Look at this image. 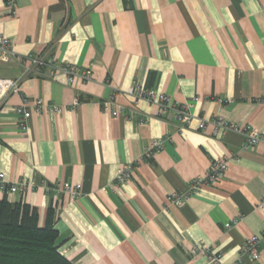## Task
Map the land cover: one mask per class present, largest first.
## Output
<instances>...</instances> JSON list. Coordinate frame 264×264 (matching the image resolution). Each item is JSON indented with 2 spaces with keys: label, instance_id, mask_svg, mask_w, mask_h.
Segmentation results:
<instances>
[{
  "label": "crops",
  "instance_id": "0c3cea01",
  "mask_svg": "<svg viewBox=\"0 0 264 264\" xmlns=\"http://www.w3.org/2000/svg\"><path fill=\"white\" fill-rule=\"evenodd\" d=\"M15 10L10 17L0 0V35L12 53L0 79L17 83L0 99V172L28 187L6 200L34 208L39 227L52 210L55 244L71 264H209L190 255L193 244L219 253L221 264H264L256 210L264 201V0H16ZM31 58L91 68L94 78L69 85ZM132 84L194 116L250 126L262 141L245 150L240 134L201 132L196 120L179 130L171 115L156 118L153 105L128 96ZM23 100L61 111L20 126L14 107ZM159 138L163 148L142 158ZM221 158L216 184L181 206L168 202ZM126 165L130 180L113 187ZM63 183L80 184L81 195L56 192ZM250 236L259 238L255 260L241 251Z\"/></svg>",
  "mask_w": 264,
  "mask_h": 264
},
{
  "label": "built area",
  "instance_id": "2783aa9c",
  "mask_svg": "<svg viewBox=\"0 0 264 264\" xmlns=\"http://www.w3.org/2000/svg\"><path fill=\"white\" fill-rule=\"evenodd\" d=\"M6 8L9 10V16L14 17L16 15L15 3L16 0H3ZM11 53L10 41L0 35V62L5 61L7 56ZM32 63L49 68L53 72L62 73L67 80L69 85H73L75 82H89L94 78V74L91 68L79 69L71 64H53L48 62L45 65L42 60L38 58H31ZM17 90V83L11 79H0V99L7 96L10 92H15ZM126 94L134 99H141L149 104L153 105L155 108L154 117L165 118V116L171 115L174 121L178 123V129L183 130L186 128L192 120L197 121V130L204 132L207 129L211 131L212 134H217L218 132H234L238 133L243 137V148L245 150L252 149L256 144L262 141L261 134L255 132L250 126H242L238 124L229 123L222 120L221 118H214L212 120H207L202 117L194 116L187 104H174L169 106L170 98L165 94L157 92L152 89H144L138 84H132L127 90ZM27 101L23 100L22 103L14 107V113L18 119L20 126H23L25 122L33 115H40L42 112H53L59 113L61 107L55 105H44L41 101L35 100L31 106H27ZM77 101L74 102V105ZM110 103H103L105 109H109ZM111 110V109H110ZM112 115H117V111H111ZM140 122H146L147 119L140 118ZM165 138H159L152 140L147 144L142 151V158L150 159L156 153H158L164 146ZM226 172V159L221 158L212 162L209 170L203 176H197L191 179L188 183V189L183 194H171L167 197L170 204L176 206H181L184 204L191 194L198 191L202 185H214L218 182ZM131 178V166L126 165L122 170L116 175L113 180V187L124 186ZM27 184L21 181L9 182L5 179L4 174L0 172V196L6 195H18L22 196L27 189ZM56 192L62 190L66 192L71 199L78 198L81 195V185L80 184H69L63 183L61 186L57 184L54 189ZM256 210L264 214V201L259 202L256 206ZM264 216V215H263ZM264 223V219H263ZM225 227H229L226 224ZM264 232V224H263ZM242 254L245 255L250 260H255L258 257L259 252V238L257 236H250L247 238L242 247ZM190 255L196 256L199 254H204L207 257L209 264H221V255L216 252H212L207 247H202L199 244H193L190 249Z\"/></svg>",
  "mask_w": 264,
  "mask_h": 264
},
{
  "label": "trees",
  "instance_id": "16d2710c",
  "mask_svg": "<svg viewBox=\"0 0 264 264\" xmlns=\"http://www.w3.org/2000/svg\"><path fill=\"white\" fill-rule=\"evenodd\" d=\"M56 238L52 210L39 227L34 208L0 199V264H71L58 252Z\"/></svg>",
  "mask_w": 264,
  "mask_h": 264
}]
</instances>
